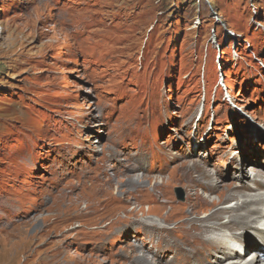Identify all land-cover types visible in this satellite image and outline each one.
I'll list each match as a JSON object with an SVG mask.
<instances>
[{"label":"rangeland","instance_id":"obj_1","mask_svg":"<svg viewBox=\"0 0 264 264\" xmlns=\"http://www.w3.org/2000/svg\"><path fill=\"white\" fill-rule=\"evenodd\" d=\"M244 155L264 164V0H0V264H188L140 220L181 215L185 165L230 184Z\"/></svg>","mask_w":264,"mask_h":264},{"label":"bare ground","instance_id":"obj_2","mask_svg":"<svg viewBox=\"0 0 264 264\" xmlns=\"http://www.w3.org/2000/svg\"><path fill=\"white\" fill-rule=\"evenodd\" d=\"M237 161V169L228 167L227 170L233 178L230 184L221 183L216 172L198 161L183 166L182 176L187 181L183 186L184 199L179 203L183 206H169L173 211L179 210L181 215L172 217L171 213L158 212L157 219H141L150 230V238L157 244L166 237L165 251L171 250L173 255L184 253L188 264H264V164L246 155ZM252 162L257 170L249 174L245 165ZM134 166L129 168L132 170ZM134 175H128L125 182L135 189L145 184L143 178ZM147 179L152 181L153 177ZM152 186L160 194L164 192L155 181ZM214 194L216 198L212 197ZM115 199L123 200L119 195ZM186 206L188 208L184 209ZM120 210L132 213L133 208L122 206ZM245 222L249 223L248 228H244ZM175 231L179 233L177 238L171 236ZM164 253L157 259L141 253L137 262L173 264L162 259Z\"/></svg>","mask_w":264,"mask_h":264},{"label":"water","instance_id":"obj_3","mask_svg":"<svg viewBox=\"0 0 264 264\" xmlns=\"http://www.w3.org/2000/svg\"><path fill=\"white\" fill-rule=\"evenodd\" d=\"M178 191H180V190H178ZM181 192V191H180Z\"/></svg>","mask_w":264,"mask_h":264}]
</instances>
